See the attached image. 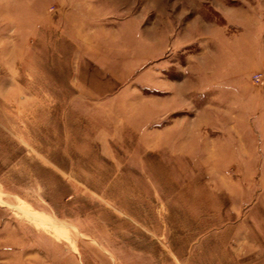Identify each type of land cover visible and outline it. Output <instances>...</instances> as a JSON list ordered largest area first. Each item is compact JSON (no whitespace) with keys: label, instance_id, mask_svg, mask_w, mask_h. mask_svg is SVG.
<instances>
[{"label":"rangeland","instance_id":"374dc122","mask_svg":"<svg viewBox=\"0 0 264 264\" xmlns=\"http://www.w3.org/2000/svg\"><path fill=\"white\" fill-rule=\"evenodd\" d=\"M0 264H264V0H0Z\"/></svg>","mask_w":264,"mask_h":264}]
</instances>
